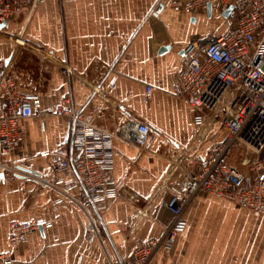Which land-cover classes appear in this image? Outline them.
I'll list each match as a JSON object with an SVG mask.
<instances>
[{
  "label": "crops",
  "instance_id": "1",
  "mask_svg": "<svg viewBox=\"0 0 264 264\" xmlns=\"http://www.w3.org/2000/svg\"><path fill=\"white\" fill-rule=\"evenodd\" d=\"M175 1L46 0L29 18L24 10L0 29L6 73L21 93L35 98V111L43 114L20 121L25 139L9 156L10 164L67 189L74 173L56 172L49 160L72 138L73 120L49 115L60 106L83 113L110 133L127 122L151 130L144 148L114 140L113 177L127 194L95 207L72 202L57 189L0 174V254L10 250L13 222L46 223L12 250L13 264H126L140 242L161 238L172 223L163 201L182 191L178 160L205 156L225 141L228 130L221 117H208L176 90L191 39L227 36L238 8L213 4L210 13L191 15L175 12ZM148 86L153 88L150 97ZM237 152L245 153L236 147L229 166L244 172L240 158L232 161ZM68 194L78 201L85 198L82 187ZM87 210L95 218L94 231ZM185 220L186 230L150 264H264V218L251 210L201 192Z\"/></svg>",
  "mask_w": 264,
  "mask_h": 264
},
{
  "label": "built area",
  "instance_id": "2",
  "mask_svg": "<svg viewBox=\"0 0 264 264\" xmlns=\"http://www.w3.org/2000/svg\"><path fill=\"white\" fill-rule=\"evenodd\" d=\"M46 0H0V25L16 20L24 10L27 18ZM234 3L238 14L227 36H195L186 49L184 68L179 74L176 94L195 109L204 110L208 117L220 114L228 135L224 142L213 146L205 156L181 158L177 162L182 172V191L163 206L173 215V221L159 239L140 242L126 264H150L161 250H169L175 237L187 228L185 213L201 192L249 209L257 218H264V0H188L175 1V12L199 14L209 4ZM18 44H23L17 39ZM6 64L0 61V174L4 179L22 178L39 187L54 188L72 202L95 207L117 199L121 193L113 177L115 139L144 148L151 130L148 126L127 122L116 133L93 125L83 113L63 106L49 115L73 120L70 142L50 153V166L56 172L70 170L74 180L65 184L66 190L42 174H33L21 166L10 164L8 158L24 141L21 120L43 117L34 108V97L23 94L16 80L8 75ZM99 89H95L98 93ZM153 88H146L147 97ZM65 104H70L66 98ZM95 113L99 110L95 108ZM101 115V114H100ZM197 123L203 119L196 117ZM245 153L240 163L246 171L229 166L236 147ZM82 187L85 198L78 201L68 191ZM138 194L131 195L137 199ZM89 228L96 230L95 218L86 211ZM45 222H13L8 238L10 250L0 254V264L12 263V250L25 243Z\"/></svg>",
  "mask_w": 264,
  "mask_h": 264
},
{
  "label": "rangeland",
  "instance_id": "3",
  "mask_svg": "<svg viewBox=\"0 0 264 264\" xmlns=\"http://www.w3.org/2000/svg\"><path fill=\"white\" fill-rule=\"evenodd\" d=\"M219 117H221L220 116V114H219ZM219 120H220V118H218ZM221 122V121H220ZM239 158H240V160H241V152H237V153H235L234 154V156H233V158H232V161H234V162H238L239 161ZM231 159V158H230Z\"/></svg>",
  "mask_w": 264,
  "mask_h": 264
},
{
  "label": "water",
  "instance_id": "4",
  "mask_svg": "<svg viewBox=\"0 0 264 264\" xmlns=\"http://www.w3.org/2000/svg\"><path fill=\"white\" fill-rule=\"evenodd\" d=\"M232 9V8H231ZM212 10V4H209L207 12L210 13ZM4 28V25H0V29Z\"/></svg>",
  "mask_w": 264,
  "mask_h": 264
}]
</instances>
